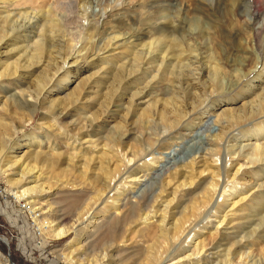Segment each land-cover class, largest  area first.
Here are the masks:
<instances>
[{
    "label": "bare ground",
    "instance_id": "bare-ground-1",
    "mask_svg": "<svg viewBox=\"0 0 264 264\" xmlns=\"http://www.w3.org/2000/svg\"><path fill=\"white\" fill-rule=\"evenodd\" d=\"M28 1L0 0V33L7 30L17 40L26 41L25 64L6 63L4 73L0 72V176L7 180L9 193L31 212L34 221L40 216L37 215L40 208L34 209L36 204L47 207L49 213L53 208L52 203L44 201L47 195H55L39 181L44 172L65 168L60 172L66 176L72 171L86 175L96 165L94 169L102 173L106 183L109 180L101 189H96V199L87 204L83 202L82 209H77L80 211L77 221L70 220L62 227L47 222V228L43 229L46 235L57 240L71 233L77 237V243L75 238L71 239L65 249L57 251L61 252L60 258L77 264L78 256L86 254L87 261L82 260L80 264H115L112 253L118 241L129 243L126 250L135 249V243L141 242L134 243L126 233L141 234L145 238L156 229L153 243L157 247L149 250L145 264H211L210 256L214 253L208 252L219 249L222 251L215 259L221 257V264H264V249L258 252L252 249L260 245V239L254 237L264 231V54L260 61L262 68L255 70L259 71L256 80L261 84L252 85V82L248 84L250 78H237L234 89L225 94L226 87L214 76L204 86L199 84L207 70L198 73L191 70L190 75H181L177 69L184 67L183 62L163 60L164 75L172 78L168 79L169 92L161 99H152L149 95L153 87L131 91L126 85L136 75L145 73L152 81L153 72L148 74L146 67L155 52L149 51L150 45L141 44L146 34L129 33L122 37L111 34L104 44L106 47L99 46L95 51L71 48L64 55L59 52L53 56L54 39L47 34L51 33L54 22L48 12H34L39 17L14 20L18 15L8 8ZM48 1L37 0L36 5L44 8ZM251 12L253 22L257 23L261 13L252 9ZM96 16L85 14L90 22ZM5 37L0 38V61L20 50L21 43L17 41L10 51L1 52ZM176 43L170 53L173 57L182 51L181 44ZM47 60L52 61L49 75L44 70L42 78L30 81L35 69L27 70L48 68L44 65ZM32 85L36 88L33 91ZM123 85L129 92L121 93V89L125 90ZM243 88L247 90V97L241 105L230 102L235 94L242 95L239 90ZM249 98L252 99L247 102ZM41 99L44 112L38 125L27 135L25 129L33 123ZM218 101L221 103L216 105ZM73 112L78 113L77 117ZM112 115L114 120H109ZM208 115L214 122L203 133L206 142L202 149L159 176L157 189L151 195L144 193L141 198L127 202L133 187L145 182L149 172L158 169L166 158L160 156L167 155L164 150L168 151L175 142L189 138L195 129L204 127ZM13 116L18 123L3 120ZM130 118L142 122L147 130L137 136L140 146L135 149L121 146L122 139L132 137L125 133ZM63 120L70 122L66 126ZM55 133L73 140L58 144L53 137ZM94 153L97 156L91 155ZM87 155L90 158L79 160ZM248 169L255 177L253 184L243 180ZM168 187L173 189L169 194ZM186 188L198 197L190 199L180 218L174 221L173 210L180 208L185 197V194L179 196L180 190ZM76 207L72 203L71 208ZM247 208L253 209L252 215L244 213ZM240 213L244 214L240 216L244 221L237 228H231ZM230 229L234 231L232 239L227 233ZM238 229L240 232H236ZM95 236L104 249L99 255L89 256L91 238ZM67 249L69 252L65 254Z\"/></svg>",
    "mask_w": 264,
    "mask_h": 264
},
{
    "label": "rangeland",
    "instance_id": "rangeland-1",
    "mask_svg": "<svg viewBox=\"0 0 264 264\" xmlns=\"http://www.w3.org/2000/svg\"><path fill=\"white\" fill-rule=\"evenodd\" d=\"M36 4H39L37 0H29L25 4L20 2L8 8L18 15L14 20L19 17H39L32 14L34 12H48L50 15L49 19L54 22L51 33L47 34L54 39V45L51 50L53 51V56H56L59 52L64 55L71 48L79 49L83 47L84 50L95 51L99 46L106 47L104 44H106L111 34L118 37L126 34L129 35V33H136L137 35L146 34L141 44L150 45L149 51L155 52L152 55V62L146 67L148 74L153 72L152 81H150V75H147V73L141 74L138 77L136 75L126 84L130 86L129 89L126 85H123L125 90L121 89V93H127L131 89L133 91L144 88L147 90L153 87L149 97H153L152 99L165 97L164 95L169 92L168 79L171 80L172 78L164 75L162 63L163 60L169 62V59L184 63V67L181 66L182 68L177 69L181 75H190L191 70L197 73L204 69L207 70L203 77H200L199 84L204 86L203 84L208 83L211 76H214L222 82L220 84L226 87L223 94L228 92L229 89H234L237 78H250L248 84L250 82H252V85L261 84V81L256 80L260 75L259 71L255 72V70L259 66L262 68L260 61L264 54V24L262 23L264 19V0H52L51 2L49 0L44 8ZM251 9L261 13L262 17L257 23L252 20ZM86 13L97 16L94 21L90 22L85 17ZM4 36L6 37L1 45V52L10 51L13 44L17 41L21 44L19 45L20 50L18 52L7 54L0 61V72L3 73L6 63H13L15 65L25 64L24 52L26 51V49H23L26 45L25 39L21 38L17 40L15 38L16 35L7 32V30L0 33V38ZM177 41L181 44L182 51H179L180 55L173 57L170 53L175 49L173 45L177 44ZM123 51L124 49L120 50V52ZM159 52H162L160 57H155ZM51 62L48 61L47 64H44L48 68L42 66L27 70L33 71L35 69L34 73L30 76V81L35 82L36 79L42 78L44 70L47 73L52 68ZM122 62L120 61V63ZM262 78L264 79V75ZM245 88L239 90V93H242V95L235 94L234 98L230 97V102L235 101L237 105H241L243 99L247 97V90L245 91ZM35 89V86L32 85L31 91ZM125 98L123 97V99ZM252 98L247 99V102ZM219 103L221 101H218L216 105H219ZM44 108L43 99H41L33 123L27 126L25 134H31L33 129L38 125ZM86 111L89 112L88 109ZM215 111L218 110L215 109ZM72 115L77 117L78 113L73 112ZM109 117V120H114L112 118L115 115ZM212 118L208 115L205 119V126L195 129L190 136L191 138L189 137L181 142L177 141L175 142L177 144L170 147L168 151L164 150V152H167V155L161 154L160 156L166 158L162 159L159 163L158 169L149 172V177L145 179V182H142L137 187H133V193L129 195L127 202H133L134 198H141L144 193L151 195L157 189L159 176L165 175L166 171L188 161L193 155L198 153L206 142L203 135L206 127L213 125L214 118ZM3 120L18 123L15 116L10 118L3 117ZM67 121L70 122V120H63L62 122L67 126ZM127 121L126 128L128 131H125V133L132 134V137L122 139L121 146H130L135 149V147L140 146L139 142H136L137 136L141 132L146 133L147 130L142 122L139 123L137 119L130 118ZM49 122L51 124L50 120ZM66 126H64V129ZM53 137L57 138L55 142L58 144H63L66 140L70 142L73 140L70 136L64 137V135H57V133ZM162 152L160 151L159 153ZM91 155L97 156L95 153ZM84 158L88 159L90 156L87 155L79 160H83ZM95 162L99 161L96 160ZM79 165L80 163H78ZM94 166L88 170L86 175L83 172L79 174L72 171V173L66 176L65 173L60 172L65 168L56 170L55 172L49 171L47 172L48 174L44 172L43 176L39 177V181L48 188H51L53 194H55L53 197L47 195L46 199L44 198L45 202L52 203L53 208L49 213L47 207L36 204L37 207L34 206V209L40 208L37 211V215L40 216L36 221H34L31 212L22 207V204L15 203L16 199L12 196L11 192L9 193L10 187L7 184V180L0 176V190L4 194L2 197L0 196V264H70L60 258L61 252L58 254L57 251L62 248L65 249L64 247L71 239L75 238L77 243L75 234L71 233L69 236L57 240L50 237L49 234L46 235V231L43 229L47 228V222L58 223L57 227H62L67 225L70 220L77 221L80 212L77 209H82L83 202L87 204L91 203V199H96V189H101V185H106L109 180L106 183V179H103L102 173L95 170ZM110 169L112 170L113 167ZM247 172V176L243 180L252 184L255 183L254 175L249 173V169ZM72 184L74 185L71 186ZM177 185L178 183L174 187ZM246 186L250 185L246 184ZM172 191L173 189H169L168 187L167 193L169 194ZM184 194L185 197L182 199L183 204L176 211L173 210L174 216L171 217H174V221L180 218V212L190 202V199L198 197L192 194V189L186 188L180 190L179 196ZM74 202L77 204L76 209L71 208ZM249 206L252 207L253 204ZM252 210L247 208L244 210V213L252 215ZM56 211L59 212L57 213ZM227 211L228 209L225 212ZM242 215L244 214H239L236 223H231V228H237L238 224L244 221L240 220V216ZM36 223L39 224L42 232L38 231ZM171 226L172 224L169 225V227ZM240 230L238 229L236 232H240ZM157 233L158 231L154 229L145 238L141 234L126 233V237L133 240L134 243L139 240L141 242L135 243V249L131 248V250H128V247L127 251L125 246L129 243L119 244L118 242L120 241H118L117 248L112 253L113 259L117 261H115V264H145L149 250L152 251V247L155 250L157 247L153 243ZM227 233L231 234L230 239L234 237L232 229L228 230ZM243 233L247 232L243 230ZM257 237L260 239V245L252 248L254 251L257 250L256 252L259 251L258 249H264V231L255 236L254 239L257 240ZM91 239L90 245L93 249L90 247L91 249L88 251L89 256H92L93 253L99 255V252L104 248L96 242L98 240L97 236ZM235 239L234 242L236 241ZM142 241L146 243L142 244ZM83 244L84 241L80 243L79 248ZM221 251L222 249L208 252L214 253L210 256L212 259L211 264H221V257L215 259ZM67 252H69L68 249L64 253L66 254ZM86 259V254H80L77 264H80L82 260L86 262Z\"/></svg>",
    "mask_w": 264,
    "mask_h": 264
},
{
    "label": "built area",
    "instance_id": "built-area-1",
    "mask_svg": "<svg viewBox=\"0 0 264 264\" xmlns=\"http://www.w3.org/2000/svg\"><path fill=\"white\" fill-rule=\"evenodd\" d=\"M4 194L2 193V190H0V196L2 197ZM11 203V202H10ZM16 203V201H15Z\"/></svg>",
    "mask_w": 264,
    "mask_h": 264
},
{
    "label": "trees",
    "instance_id": "trees-1",
    "mask_svg": "<svg viewBox=\"0 0 264 264\" xmlns=\"http://www.w3.org/2000/svg\"><path fill=\"white\" fill-rule=\"evenodd\" d=\"M13 207H14V205H13Z\"/></svg>",
    "mask_w": 264,
    "mask_h": 264
}]
</instances>
